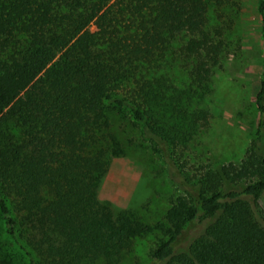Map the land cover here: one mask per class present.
I'll use <instances>...</instances> for the list:
<instances>
[{"label":"trees","instance_id":"1","mask_svg":"<svg viewBox=\"0 0 264 264\" xmlns=\"http://www.w3.org/2000/svg\"><path fill=\"white\" fill-rule=\"evenodd\" d=\"M228 1L0 0V264H119L152 232L98 198L125 117L177 191L150 257L264 264V156L178 164L208 124ZM255 100L260 125L264 63Z\"/></svg>","mask_w":264,"mask_h":264},{"label":"rangeland","instance_id":"2","mask_svg":"<svg viewBox=\"0 0 264 264\" xmlns=\"http://www.w3.org/2000/svg\"><path fill=\"white\" fill-rule=\"evenodd\" d=\"M259 1L229 0L223 16L217 19L226 46L210 76L212 91L205 102L210 113L207 127L177 152L178 164L184 170L198 173L205 165L239 164L252 152L264 156V118L259 125L255 100L264 63ZM94 29L91 25L90 30ZM177 75L180 79H174L171 72L170 78L181 85L183 75ZM131 124L128 117L113 123L123 154L112 159L100 182L98 198L114 212L126 210L153 227L133 242L119 264H162L150 257L162 237L154 227L164 226L165 211L177 191L165 163ZM260 205L264 211V196Z\"/></svg>","mask_w":264,"mask_h":264}]
</instances>
